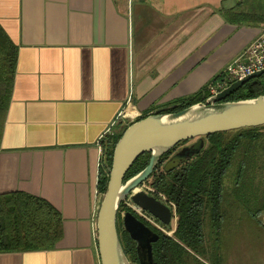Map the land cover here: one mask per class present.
Segmentation results:
<instances>
[{
    "label": "crops",
    "instance_id": "1",
    "mask_svg": "<svg viewBox=\"0 0 264 264\" xmlns=\"http://www.w3.org/2000/svg\"><path fill=\"white\" fill-rule=\"evenodd\" d=\"M0 26L17 47L0 195L43 198L63 218L54 249L0 253V264H101V137L128 101L146 117L209 89L260 35L264 0H0ZM248 174L238 168L233 187ZM258 219L227 228L213 262L264 264Z\"/></svg>",
    "mask_w": 264,
    "mask_h": 264
},
{
    "label": "trees",
    "instance_id": "2",
    "mask_svg": "<svg viewBox=\"0 0 264 264\" xmlns=\"http://www.w3.org/2000/svg\"><path fill=\"white\" fill-rule=\"evenodd\" d=\"M17 47L0 26V143L8 109L12 99L16 74ZM220 79L217 77L213 82ZM264 75L245 84L227 101L254 99L264 95ZM205 92V93H204ZM205 94L203 98L201 96ZM210 97L209 89L179 102L168 113H177L192 105L204 102ZM264 126L238 130L232 135L217 133L205 138V148L198 156L182 164L173 172L166 173L164 164L178 149L189 141L182 142L165 154L152 176L144 183L158 199L165 198L175 205L177 226L172 236L156 232L160 239L153 245L156 264H189L190 252L205 254V219L220 229V204L225 176L236 156L243 148L248 152L261 146ZM117 134L103 145L104 157L99 169L98 191L105 194L109 182V168L112 166L114 148L122 137ZM150 153H145L131 167L125 181L143 171L150 162ZM245 168V167H241ZM122 206V205H121ZM143 221L139 216H137ZM148 225V224H146ZM170 229V228H169ZM124 252L132 264H139L137 244L124 229H118ZM63 238L61 213L43 198L23 192L0 195V253L32 252L54 249ZM208 253V252H207ZM216 264V263H212Z\"/></svg>",
    "mask_w": 264,
    "mask_h": 264
},
{
    "label": "water",
    "instance_id": "3",
    "mask_svg": "<svg viewBox=\"0 0 264 264\" xmlns=\"http://www.w3.org/2000/svg\"><path fill=\"white\" fill-rule=\"evenodd\" d=\"M263 75L264 70L257 72L231 84L204 102L177 113H168L176 106L158 110L126 128L114 148L107 191L95 222L101 264H131L124 252L118 230L119 209L128 197L131 196L137 207L151 214L164 226L172 224L173 210L146 191L140 190L165 154L182 142L195 141L184 146L164 164V171L170 173L201 154L206 137L264 126V95L254 99L227 101L245 84ZM145 153L151 155L148 166L125 181L131 167ZM103 157L107 164V156ZM123 227L137 244L139 264H156L153 245L159 241V234L131 211L125 213Z\"/></svg>",
    "mask_w": 264,
    "mask_h": 264
},
{
    "label": "rangeland",
    "instance_id": "4",
    "mask_svg": "<svg viewBox=\"0 0 264 264\" xmlns=\"http://www.w3.org/2000/svg\"><path fill=\"white\" fill-rule=\"evenodd\" d=\"M125 130H126L125 128H122L119 134L123 133ZM235 132H238V130L227 133H229V135H232ZM262 139L263 140L261 141L260 144L261 146L262 145L264 146V137ZM194 142L195 141H189V143H187L184 146H189ZM182 148L183 147H181L180 149ZM180 149H178L177 152ZM246 149L247 148H243L236 154L224 179L222 201L220 204V213H221L220 226H222L224 232L219 234L216 231V228L213 229L212 232H210L208 230L209 224H206V227H204V233H205V246H206V251L208 253L206 252L205 254L197 255V253L191 251L190 254H188V260H187L189 264H210V263L212 264L213 259L218 255V252L221 251L222 248H224V250L226 249L225 241L228 236L226 235L225 231L227 230V228L232 227L234 223L241 222L242 224H247L249 222V223L258 224L259 222L258 218L261 216V213H263L264 211V167H263L264 152L261 150L257 152V150H259L258 146H255L253 152H251L252 149H250L248 152H244L246 151ZM241 167H245V171L248 170L249 171L248 175L252 178V182H250L251 181L250 180L247 183L248 185H246L249 188L245 186L243 181L241 183L242 186L244 185V187L241 188L233 187L236 183V175L238 172V168L240 169ZM246 173L244 174L246 175ZM146 187L150 188L147 185ZM146 187L144 185L143 190L149 192V190H147L148 188ZM150 195L154 196L153 194ZM160 201L165 203L162 199H160ZM137 210H138L137 207L133 205V203L130 201L128 197L122 203V206H120L119 209L120 218H118V229L121 228L124 229L123 217L125 213L131 211L135 216L140 217L141 215L138 213ZM176 224L177 223L175 218L172 219V224L169 227L163 226L160 223V225H162L167 231L169 230L168 234L171 236L173 234L172 232L174 231ZM149 225L151 226L152 230L158 232V229L154 225L152 224Z\"/></svg>",
    "mask_w": 264,
    "mask_h": 264
},
{
    "label": "built area",
    "instance_id": "5",
    "mask_svg": "<svg viewBox=\"0 0 264 264\" xmlns=\"http://www.w3.org/2000/svg\"><path fill=\"white\" fill-rule=\"evenodd\" d=\"M263 70H264V28L261 31L260 35L237 58H235L232 63H230L227 66L223 74H221L220 79L213 82L209 86L210 97L217 95L220 91L229 87L231 84L241 81L247 78L248 76H251ZM144 117L145 116L139 110L134 108L130 104V101H128L126 107L117 115L116 119L112 122V124L109 126L105 134H103V136L101 137L99 148L102 150V152L104 148L103 145L105 142L109 140V138L113 134L114 128L121 127L126 129L128 126H130L131 124L135 123L138 120L143 119ZM144 185L142 188H140V190H143ZM147 190H149L150 194L154 192L151 188H148ZM149 192L147 193L149 194ZM161 197L162 200L165 202V204L168 205L173 210L174 212L173 218L176 217L174 204L171 205L167 203L165 198L163 196ZM129 199L132 202L131 196L129 197ZM133 205L135 204L133 203ZM137 209H138L137 210L138 213L141 215L140 218L142 220H144L148 224L154 225L159 231L167 234L168 236H171L168 234V231L163 227L164 225L161 222H159L156 218H154L151 214L141 210L139 207H137ZM160 223L163 226L160 225ZM172 233H174V231ZM94 235H95V242L98 246L96 228L94 231Z\"/></svg>",
    "mask_w": 264,
    "mask_h": 264
},
{
    "label": "flooded vegetation",
    "instance_id": "6",
    "mask_svg": "<svg viewBox=\"0 0 264 264\" xmlns=\"http://www.w3.org/2000/svg\"><path fill=\"white\" fill-rule=\"evenodd\" d=\"M155 197V196H154ZM157 200H159L160 201V199H158L157 197H155ZM162 202V201H161ZM118 218H120V215L118 216ZM138 218V217H137ZM139 219V218H138ZM140 220V219H139ZM149 228H151L150 226H149ZM152 229V228H151ZM154 231V230H153ZM155 232V231H154Z\"/></svg>",
    "mask_w": 264,
    "mask_h": 264
},
{
    "label": "bare ground",
    "instance_id": "7",
    "mask_svg": "<svg viewBox=\"0 0 264 264\" xmlns=\"http://www.w3.org/2000/svg\"><path fill=\"white\" fill-rule=\"evenodd\" d=\"M174 206H175V205H174ZM142 222H144L145 224H148V223H146L144 220H143ZM147 226H150V225L148 224ZM150 227H151V226H150Z\"/></svg>",
    "mask_w": 264,
    "mask_h": 264
}]
</instances>
